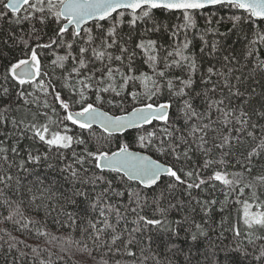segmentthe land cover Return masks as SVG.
Returning <instances> with one entry per match:
<instances>
[{"label": "snow or ice", "instance_id": "1", "mask_svg": "<svg viewBox=\"0 0 264 264\" xmlns=\"http://www.w3.org/2000/svg\"><path fill=\"white\" fill-rule=\"evenodd\" d=\"M201 19L203 28L198 26ZM50 25L55 26L51 34ZM209 33L214 39H205ZM233 35L238 37L235 42ZM197 36L198 52L194 51ZM241 41L238 50L235 44ZM49 50L55 58L45 68L41 52ZM262 50L264 0H0L4 220L27 227L22 223L23 200L13 197L28 196L29 203L62 199L73 206L79 199L98 208L101 217L99 222L89 220L82 235L97 248L107 247L109 253L115 248V255L121 254L116 247L120 241L129 257L136 256L132 251L136 244L146 243L139 264H264ZM144 65L150 72L142 70ZM165 90L167 98H163ZM128 98L131 110L123 106ZM175 101L180 107L173 119L170 109ZM105 103L121 114L103 110ZM154 122H163L160 135ZM94 126L102 130L100 135ZM129 131L136 132L135 142L141 148L158 153L164 162L131 150L127 140L119 142L115 151L103 144L89 148L93 139L110 143L115 134ZM25 140L55 149L62 159V150L71 152V163L59 170L70 192L63 191L59 181L40 179L22 190L12 169L27 172L30 162L48 159V151L34 154ZM80 145L84 147L77 152L74 146ZM17 157H21L18 163ZM217 184L223 200L192 194L215 190ZM149 193L153 218L141 214ZM230 199L232 206L241 207L236 221L224 228L229 223L224 213L230 209ZM173 210L177 218L170 219ZM217 213L218 232L213 227ZM129 214L135 217L131 221L135 227L128 228ZM112 215L116 225L109 222ZM18 216L21 219L14 220ZM121 221L125 227L117 231ZM76 224L73 214L67 213V225ZM146 229L147 240H137ZM105 235H110V243L102 240ZM65 239L82 244L91 255L84 240ZM16 246L8 243L7 252ZM4 264H9L7 256ZM98 264L108 261L101 259Z\"/></svg>", "mask_w": 264, "mask_h": 264}, {"label": "trees", "instance_id": "2", "mask_svg": "<svg viewBox=\"0 0 264 264\" xmlns=\"http://www.w3.org/2000/svg\"><path fill=\"white\" fill-rule=\"evenodd\" d=\"M232 11H236L233 9ZM178 22V21H174ZM198 26L200 28L204 27V21L201 19L198 22ZM54 25L49 26V34H51V29L54 28ZM227 27H230V24L224 26L221 28L222 31L226 30ZM124 32L128 31L127 25L123 26ZM191 35V34H190ZM205 39L212 40L214 37L211 33H209ZM238 37L236 35L231 36V41L235 42L237 41ZM194 43L197 45V47L194 49V51L198 52L199 50V36L196 37V40ZM235 47L239 50L243 47V42L236 43ZM56 51L59 52V49ZM60 54H63L60 52ZM41 55L43 57V64L45 68H48L50 65L51 59H54L55 57L52 55L51 50L48 52H41ZM261 56L264 57V50L261 51ZM138 63H139V57H138ZM241 63H245L243 60H241ZM205 66H207L205 62ZM219 66V65H218ZM143 71H149L147 65H144L142 68ZM247 69H245L246 71ZM176 74L179 75V71H176ZM61 75V72L59 69H57L55 76L59 77ZM239 75V72L237 73ZM62 83V81H61ZM59 86V85H58ZM138 91H143L142 88L137 89ZM259 91V89H257ZM31 91V89H29ZM38 92V90H37ZM226 94V90H225ZM168 92L165 90L163 94V98L168 97ZM106 100L109 98L108 94H105ZM119 100V98H116ZM199 103V101H197ZM126 110L131 109L133 106L131 98H128L126 101H124V105ZM180 107V102L175 101L173 108L170 109V115L175 119L177 116L178 108ZM103 108L105 110H108L112 113H120L118 108H113L112 105L105 103L103 105ZM53 119H56V116L51 114ZM43 119V118H41ZM156 123V130L157 135H160L158 129L163 126V122H154ZM181 123L183 121L181 120ZM96 128L97 135L101 134V131L97 126H94ZM145 129L147 131H153V126H145ZM78 132L79 130L76 129ZM135 131H129L126 135H120L115 134L113 137L110 138V143L101 141L100 143H97L95 139L92 140V143L89 145L90 149H93L95 147H100L101 144L104 145L105 148H111V150H115L118 146V143L124 140H127L130 148L134 149H140L143 150L150 155L153 156V158H158L162 162H164L165 158L161 157L158 153H155L154 151H149L148 149H143L141 146L135 142ZM24 145H30L31 148L34 151V154H40L45 151H48V159L44 160L42 159L39 163H29L28 164V171H20L17 173L16 168L14 167L12 169L13 175H18L22 185L24 188L22 189L24 192H26L28 187H33V184L31 182L36 181L37 179L45 180V183H50L53 181H59V186L61 189L65 192H70V184L65 183L64 180L61 178L60 169L64 167L65 163H71V152L69 150H62L65 159H62L60 157V154L55 150L49 151L46 145H43L42 143L35 141H29L25 140L23 141ZM75 150L77 152L81 151L84 146H74ZM38 150V152L36 151ZM23 153L21 156L23 157ZM218 155V154H217ZM21 157H17V163ZM170 159V158H169ZM195 159V157H194ZM52 165L51 168L48 166ZM230 171L233 169H229ZM167 179V178H165ZM100 189L97 188V191ZM193 196H197L200 199H210V198H216L218 200H223L224 195L220 190L219 184H217V188L215 190H209V191H199L194 190ZM176 195L179 197L181 195L180 191L178 190ZM247 195V191L245 193ZM14 199H22L23 203L21 204V211L26 217L22 220V223L27 225V227H21L20 224L15 223L14 221H5L4 216H7V212H3L2 209H0V212H3L2 215H0V264H4L5 256H7L9 264H12V258L15 257V264H40L41 260L45 261V264H98L101 259L107 260L108 264H114V261L119 260L121 264H133V260L135 259V264H139V258H140V249L146 248V243H139L136 244L132 251L136 253L135 257H129L126 254H123V245L120 241H117L116 247L121 248V254L115 255V248H113V253L108 252V248L104 247L102 244L98 248L93 244V241L91 239H86L82 235V229L88 227V221L91 220L93 222H99L101 220V217L99 216V209H93L89 206L87 203H82L79 199H77L76 205H70L66 203L64 200L59 201H49L44 200L41 202L40 200H37L35 203H29V197L28 196H20V197H13ZM152 197L151 193L148 195V203L144 206L142 215H146L149 218H153V215L155 213V208L152 205ZM39 204V207H36V205ZM234 201L231 199L229 200L230 209L229 211L225 212L224 215L228 218L229 223L224 224V228H228L230 226V223H234L237 218V210L241 207L240 205H234ZM166 206V205H165ZM219 209V205H217V210ZM123 212V209H122ZM67 213H72L73 216L77 220V224L74 226L69 227L67 225ZM202 215V214H201ZM170 219L177 218V213L175 210H173L170 213L169 216ZM21 217H15L14 220H20ZM135 217L131 214L128 215V228L135 227V225L131 224V221L134 220ZM215 224L213 227L216 228L217 232L220 231V221L221 216L217 213L214 214ZM196 220L200 221V216L198 215L196 217ZM31 221V222H29ZM109 222L113 225H116V218L115 215H112L109 218ZM98 227L103 228L102 223H98ZM125 227L124 221H121L120 224L117 226V231H120ZM243 231V228H241ZM110 231V230H109ZM154 231V229L152 230ZM150 232L146 229L144 231L143 237L137 235V240H147L148 235ZM229 236V239L231 238L230 233H226ZM183 235V234H182ZM215 235V234H213ZM11 237H15L16 240H12ZM67 237H71L74 241L84 240L88 248L91 250V255H89L88 252L83 251V245L82 244H69L67 243L66 239ZM55 238V239H54ZM124 241L126 242L128 239L127 233L125 232ZM102 240H106L110 243V235H105L102 237ZM18 241H22V243H17ZM8 243H14L17 244L15 248H13L11 253L7 252V245ZM155 247V245H153ZM33 249H36L34 252ZM23 253V255H20ZM147 255V253H145ZM148 264H151V261L148 262Z\"/></svg>", "mask_w": 264, "mask_h": 264}, {"label": "water", "instance_id": "3", "mask_svg": "<svg viewBox=\"0 0 264 264\" xmlns=\"http://www.w3.org/2000/svg\"><path fill=\"white\" fill-rule=\"evenodd\" d=\"M103 110H105L104 108H103ZM129 110H131V109H129ZM105 111H108V110H105ZM110 114H115V115H119V114H121V113H112V112H110V111H108ZM98 127V126H97ZM131 150H133V151H138V152H142L143 154H148V155H150L149 153H147V152H145V151H143V150H140V149H134V148H130ZM116 150V149H115ZM115 150H113V151H115ZM154 159H156V158H154ZM162 162V161H161Z\"/></svg>", "mask_w": 264, "mask_h": 264}, {"label": "rangeland", "instance_id": "4", "mask_svg": "<svg viewBox=\"0 0 264 264\" xmlns=\"http://www.w3.org/2000/svg\"><path fill=\"white\" fill-rule=\"evenodd\" d=\"M90 26V25H89Z\"/></svg>", "mask_w": 264, "mask_h": 264}]
</instances>
